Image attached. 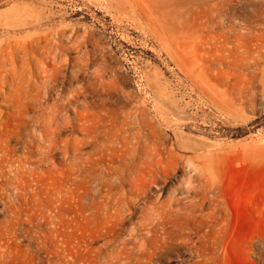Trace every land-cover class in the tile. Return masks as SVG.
<instances>
[{
  "label": "rangeland",
  "instance_id": "374dc122",
  "mask_svg": "<svg viewBox=\"0 0 264 264\" xmlns=\"http://www.w3.org/2000/svg\"><path fill=\"white\" fill-rule=\"evenodd\" d=\"M0 264H264V0H0Z\"/></svg>",
  "mask_w": 264,
  "mask_h": 264
},
{
  "label": "bare ground",
  "instance_id": "6f19581e",
  "mask_svg": "<svg viewBox=\"0 0 264 264\" xmlns=\"http://www.w3.org/2000/svg\"><path fill=\"white\" fill-rule=\"evenodd\" d=\"M170 55H172V54H170ZM173 57V56H172Z\"/></svg>",
  "mask_w": 264,
  "mask_h": 264
}]
</instances>
